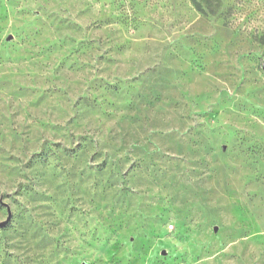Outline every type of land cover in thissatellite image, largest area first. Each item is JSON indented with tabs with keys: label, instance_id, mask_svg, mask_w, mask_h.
I'll return each instance as SVG.
<instances>
[{
	"label": "rangeland",
	"instance_id": "rangeland-1",
	"mask_svg": "<svg viewBox=\"0 0 264 264\" xmlns=\"http://www.w3.org/2000/svg\"><path fill=\"white\" fill-rule=\"evenodd\" d=\"M264 0H0V264H264Z\"/></svg>",
	"mask_w": 264,
	"mask_h": 264
},
{
	"label": "water",
	"instance_id": "water-1",
	"mask_svg": "<svg viewBox=\"0 0 264 264\" xmlns=\"http://www.w3.org/2000/svg\"><path fill=\"white\" fill-rule=\"evenodd\" d=\"M262 69L264 70V59H263V63H262ZM6 222H2L0 223V227H2Z\"/></svg>",
	"mask_w": 264,
	"mask_h": 264
}]
</instances>
